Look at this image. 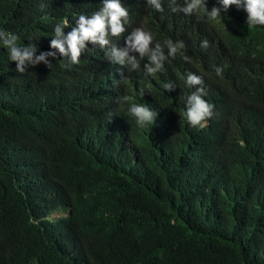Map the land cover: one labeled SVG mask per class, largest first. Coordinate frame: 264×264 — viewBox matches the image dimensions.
<instances>
[{
  "label": "trees",
  "instance_id": "obj_1",
  "mask_svg": "<svg viewBox=\"0 0 264 264\" xmlns=\"http://www.w3.org/2000/svg\"><path fill=\"white\" fill-rule=\"evenodd\" d=\"M102 2L0 0V29L40 55L55 51L56 24L67 21V35ZM120 2L129 22L118 48L138 27L154 43H184L175 57L165 48L160 71L145 73L147 56L135 70L114 64L89 44L77 64L57 52L51 68L20 74L0 42V264H264V28H247L242 8L222 21L199 10L197 35L196 13L172 11L184 0H161L163 11ZM189 72L214 105L203 127L184 115ZM133 103L156 111L154 123L141 128Z\"/></svg>",
  "mask_w": 264,
  "mask_h": 264
},
{
  "label": "clouds",
  "instance_id": "obj_2",
  "mask_svg": "<svg viewBox=\"0 0 264 264\" xmlns=\"http://www.w3.org/2000/svg\"><path fill=\"white\" fill-rule=\"evenodd\" d=\"M220 7L207 9L204 0H184L183 7H172L173 12H182L185 15L195 14L194 27L197 35L203 30V22L206 17L197 15L199 10H204L207 17L212 19H223L222 13H226L230 7L234 9H243L247 14V28H264V0H218ZM147 3L157 11H163L161 0H147ZM175 4V0H172ZM129 22V12L120 0H103L99 9L91 14H79L71 30L64 34V29L68 27L67 21H62L54 26V37L50 41V48L55 51L42 52L35 55L37 49L35 44L28 43L26 46L17 44L19 37L7 30L0 29V42L8 51L9 60L15 62L16 72L24 74L26 66H35L44 63L51 68L53 65L49 62V57L56 58L58 52L61 57L71 64L79 63L81 55L88 50L87 45L98 46L105 50V55L114 64L121 66H130L132 70L140 67V61L145 56L148 63L144 65L146 74L151 75L163 68L165 48L167 56L175 57L177 53L185 47L182 41L173 42L166 40L161 44L154 43V37L151 32L143 28H134L130 34L124 38L125 47L118 48L114 40H118L126 31V25ZM209 46L208 41L201 42L202 48ZM139 54L131 56L129 53ZM188 59L187 56L184 57ZM67 67V65H65ZM217 75H221L222 68L215 69ZM234 83V82H232ZM185 84L194 88L186 97V111L184 113L186 120L193 127H203L204 122L213 115L214 105L207 102L204 97L207 95V84L203 87V80L194 72L186 73ZM175 85L171 82L163 84L165 91H172ZM131 100L129 96L118 97V102L126 104ZM128 111L136 118L137 124L143 128L148 124H153L157 117V112L145 103H133Z\"/></svg>",
  "mask_w": 264,
  "mask_h": 264
},
{
  "label": "rangeland",
  "instance_id": "obj_3",
  "mask_svg": "<svg viewBox=\"0 0 264 264\" xmlns=\"http://www.w3.org/2000/svg\"><path fill=\"white\" fill-rule=\"evenodd\" d=\"M60 215H61L60 213H58V214H54L53 217H54V218H57V217H59Z\"/></svg>",
  "mask_w": 264,
  "mask_h": 264
},
{
  "label": "bare ground",
  "instance_id": "obj_4",
  "mask_svg": "<svg viewBox=\"0 0 264 264\" xmlns=\"http://www.w3.org/2000/svg\"><path fill=\"white\" fill-rule=\"evenodd\" d=\"M191 73V72H190ZM103 137V136H102ZM102 140V139H101ZM114 150V149H113ZM103 151V150H102ZM56 244V243H55ZM78 246V245H77ZM66 247V246H65ZM83 247V246H82ZM62 251V250H61Z\"/></svg>",
  "mask_w": 264,
  "mask_h": 264
}]
</instances>
